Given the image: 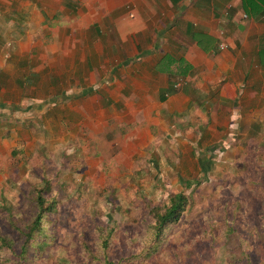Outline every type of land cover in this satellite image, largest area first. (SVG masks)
Listing matches in <instances>:
<instances>
[{"label":"rangeland","instance_id":"obj_1","mask_svg":"<svg viewBox=\"0 0 264 264\" xmlns=\"http://www.w3.org/2000/svg\"><path fill=\"white\" fill-rule=\"evenodd\" d=\"M13 1L19 7L27 0ZM33 1L45 7L44 0ZM57 1L87 10L80 0ZM1 3L0 15H11ZM19 37L16 47L28 49L25 34ZM61 45L48 57L58 81L43 78L41 88L16 90L12 105L24 112L1 117L0 233L15 234L30 222L34 188L46 184L44 199L54 212L45 233L52 238L38 264L134 260L148 245L149 212H162L167 198L181 193L187 199L183 214L165 231L160 251L142 264H264V104L255 105L237 133L212 137L202 130L162 152H127L118 144L123 132L112 120L115 110L105 109L93 95L103 92L81 80L84 55L75 64V53L64 52L70 45ZM110 57L109 65L119 62ZM99 59L90 58V67L107 63ZM164 62H157L158 69L168 67ZM70 70L78 82L69 78ZM191 180L200 181L184 186ZM97 230L110 231L105 250Z\"/></svg>","mask_w":264,"mask_h":264},{"label":"crops","instance_id":"obj_2","mask_svg":"<svg viewBox=\"0 0 264 264\" xmlns=\"http://www.w3.org/2000/svg\"><path fill=\"white\" fill-rule=\"evenodd\" d=\"M2 2L12 14L0 15V121L24 112L12 105L16 90L41 88L43 78L58 81L48 57L61 44L70 45L65 53H75L71 65L84 55L85 78L72 70L69 78L86 80L92 90L103 92L93 95L105 109L115 110L112 120L118 119L123 132L118 144L127 152L168 150L176 140L202 130L212 137L237 133L242 121L255 114V105L264 104V65L258 64L264 20L247 18L239 0L215 8L205 0L186 1L177 9L166 0H80L87 8L83 13L57 0H44L45 7L33 0L19 7L12 0ZM187 24L213 40V49L202 51L189 40ZM24 34L28 49L21 50L16 43ZM110 55L119 62L109 65ZM164 56L173 62L160 70L157 62ZM90 58L107 63L90 67ZM100 69H105L101 83ZM30 78L34 82L27 84ZM178 80L184 85L173 89Z\"/></svg>","mask_w":264,"mask_h":264},{"label":"trees","instance_id":"obj_3","mask_svg":"<svg viewBox=\"0 0 264 264\" xmlns=\"http://www.w3.org/2000/svg\"><path fill=\"white\" fill-rule=\"evenodd\" d=\"M172 8L177 9L180 3L187 0H166ZM230 0H205L207 5L221 7ZM240 6L247 18L251 19H263L264 20V0H239ZM186 36L193 41L202 51H210L214 47V41L205 36L202 32L194 29L191 25H185ZM264 50L259 52L258 62L260 65H264ZM164 64L166 66L171 65L173 61L164 56ZM161 59V60H162ZM185 71L180 66L179 73ZM182 76V74L180 75ZM26 82V81H25ZM29 84V83H27ZM200 180H191L186 182L184 186L193 184L196 186ZM48 188L46 184L42 187L35 189L32 196V207L34 213L30 218V222L20 227L15 234L0 233V264H38L41 256L44 254L45 248L48 245L46 242L50 241L52 237L46 236L45 230L47 225L51 222L49 215L54 212L53 203H46L44 194L47 193ZM187 204V199L181 193L171 195L167 198V203L164 205L162 212L159 209H152L149 212L150 221L145 225V239L148 241V245L144 246L139 251L134 260L122 259L117 262L114 260L101 259L92 260V263L97 264H142L147 261L145 259L153 257V255L160 251L164 233L166 230L176 222L179 221L183 214ZM13 231V230H12ZM97 240L100 242L99 248L105 250L108 246L110 231L97 230ZM110 244V243H109ZM140 257V259H139ZM120 262V263H119Z\"/></svg>","mask_w":264,"mask_h":264},{"label":"built area","instance_id":"obj_4","mask_svg":"<svg viewBox=\"0 0 264 264\" xmlns=\"http://www.w3.org/2000/svg\"><path fill=\"white\" fill-rule=\"evenodd\" d=\"M224 48L223 46H218L217 50L222 51ZM184 85V81L183 80H178V82H175L172 86L173 89H178L179 87Z\"/></svg>","mask_w":264,"mask_h":264}]
</instances>
